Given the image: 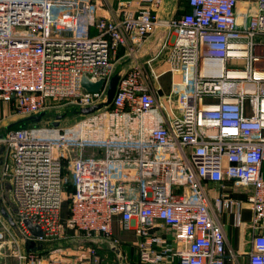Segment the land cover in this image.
I'll return each instance as SVG.
<instances>
[{
    "label": "built area",
    "instance_id": "obj_1",
    "mask_svg": "<svg viewBox=\"0 0 264 264\" xmlns=\"http://www.w3.org/2000/svg\"><path fill=\"white\" fill-rule=\"evenodd\" d=\"M183 2L189 10L171 19L160 52L125 75L109 109L71 126L16 129L0 139L1 184L13 185L14 217L29 239L86 235L120 245L117 221L139 236L144 264H226V232L214 199L236 225L249 205V264H264V0L249 12L239 0ZM134 4L118 0L109 16H99V0H0V123L99 102L117 60L158 30L156 10ZM163 65L167 70L159 71ZM168 72L165 93L158 82ZM84 78L103 84L88 91ZM229 181L245 199L222 191ZM68 184L75 187L71 194ZM210 185L222 193L212 198ZM27 221L45 235H31ZM78 246L99 263L97 247ZM8 257L73 264L63 247L23 252L0 218V259Z\"/></svg>",
    "mask_w": 264,
    "mask_h": 264
},
{
    "label": "water",
    "instance_id": "obj_2",
    "mask_svg": "<svg viewBox=\"0 0 264 264\" xmlns=\"http://www.w3.org/2000/svg\"><path fill=\"white\" fill-rule=\"evenodd\" d=\"M167 1H170V3ZM176 2L177 0H164L162 14H160L158 19V30H156L153 39L134 55L123 58L116 63L112 77L108 83L106 93L99 102L85 107L72 105L69 107L42 110L28 115H14L0 123V139L4 138V135L7 132L16 129L71 126L87 117H91L109 109L114 102L120 83L125 75L135 66L136 63L154 58L160 52L162 46H164L163 44L165 43L169 33V23L175 14ZM167 4L173 8L171 10H167ZM97 14L99 16L101 15L99 11ZM102 84V80L99 82H92L88 78L83 79V85L88 91L96 92ZM4 151L5 146L0 143V166L3 160ZM12 186L13 185L10 181H5L2 186L0 176V218L6 222L12 233H14L13 235L21 245L23 252L44 253L54 248L75 246L85 243L92 244L99 249L110 250L115 253L118 264H126L125 253L122 248L112 239L105 237L80 235L53 242H38L29 239L22 232L18 226L16 217H14V214L17 213V209L13 203L14 201L10 198ZM2 194H4L6 201L3 200ZM26 224L28 230L31 232V235L36 237L45 235L39 226L34 225L29 221H27Z\"/></svg>",
    "mask_w": 264,
    "mask_h": 264
},
{
    "label": "crops",
    "instance_id": "obj_3",
    "mask_svg": "<svg viewBox=\"0 0 264 264\" xmlns=\"http://www.w3.org/2000/svg\"><path fill=\"white\" fill-rule=\"evenodd\" d=\"M134 5L136 7L138 6H145V7H153L156 10V13L158 14V17L160 14H162V8H163V2L162 0L159 7H155L151 5L150 3H147L145 0H133ZM258 0H239L240 9L253 11L255 10L257 6ZM137 2H139L137 4ZM170 3V1H167ZM99 3L102 5V10H99L101 13L100 16H109L113 8L117 6L118 0H99ZM186 3L183 2V0H177L175 3L176 10L174 16L180 15L179 13H183ZM173 7L168 5L166 6L167 10H171ZM156 31L145 41V43L136 51L137 53L140 51L145 45H147L154 37V34ZM123 52V51H122ZM121 52V53H122ZM132 54V55H134ZM131 55L124 56L120 58L118 61H120L123 58H126ZM148 61V60H147ZM146 62V61H144ZM137 64V63H136ZM167 68V65H163L159 68V71L165 70ZM167 70V69H166ZM162 89L165 91V93L170 92L171 90V73L168 72L162 76L160 81L158 82ZM210 192L212 198L216 197V195L222 193L220 186L217 185V189L215 188V185H210ZM226 193L233 195L235 198L238 199H245L246 195L242 193V188L235 187L233 185V182L229 181L226 183V186L223 188ZM213 206L215 208V212L218 214L220 218V222L224 224L225 232H226V239H227V257H226V264H249V253L252 249V240H253V231H252V209L249 207L248 204H245V207L242 212V223L240 225H236L235 217L233 213H230L228 211H219V207L216 205L215 200L213 199ZM68 217V204L67 201L64 202L62 207V219L66 220ZM114 234L116 237L119 238L121 241V244L119 245L123 252L125 253V260L126 264H144L142 262L141 258V250L139 247V236L135 232L134 229H128V230H122L119 223L117 221L113 224ZM75 232L72 229L68 230L69 235H73ZM166 238L171 242L172 235L169 232L165 233ZM78 245L71 246L65 248V251L70 257H68L70 260L73 261V264H93L91 256L88 254L89 252H81L78 248ZM101 252L100 261L101 263L97 264H106V262H109L108 260L105 262L106 259H109L110 262L112 261L111 258H115L113 260L114 263L118 264V260L116 258L115 253L111 252L110 250H103L99 249ZM99 261V262H100ZM174 264H179L178 259H175Z\"/></svg>",
    "mask_w": 264,
    "mask_h": 264
},
{
    "label": "rangeland",
    "instance_id": "obj_4",
    "mask_svg": "<svg viewBox=\"0 0 264 264\" xmlns=\"http://www.w3.org/2000/svg\"><path fill=\"white\" fill-rule=\"evenodd\" d=\"M238 6L240 7V5L238 4ZM1 109L2 110H4V111H6L7 110V106L6 105H2L1 106ZM93 154H92V150L91 149H86L85 151H84V156L85 157H91ZM14 234V233H13ZM5 246L7 247V244H5ZM67 247H71V246H66V247H63V248H67ZM57 248H54V249H52V250H50V251H46L45 253L46 254H49L51 251H55ZM5 252V253H4ZM9 254V253H11L10 251H9V249H7V248H3L2 249V254ZM70 256V255H69ZM101 259H102V257H101ZM107 260H109V259H106L105 260V262L107 261ZM0 261L1 262H4V261H6L8 264H19L18 263V261L14 258V257H8L7 258V260H4V259H0ZM110 261V260H109ZM99 263H101V261L99 262ZM108 262H106V264H107Z\"/></svg>",
    "mask_w": 264,
    "mask_h": 264
},
{
    "label": "trees",
    "instance_id": "obj_5",
    "mask_svg": "<svg viewBox=\"0 0 264 264\" xmlns=\"http://www.w3.org/2000/svg\"><path fill=\"white\" fill-rule=\"evenodd\" d=\"M184 6H185L184 11L189 10V6H188L187 4L184 5ZM184 11H183V12H184ZM179 14H183V13H179ZM67 187H68V188H67L68 192L71 194V193L74 191V188H75V187H73L72 184H68ZM67 204H68V201H67ZM68 209H69V208H68ZM98 253H99L100 257H101V252H100L99 250H98ZM111 260H112L111 262L108 260L109 262H108L107 264H117V263H114V262H113V260H115V258L112 257Z\"/></svg>",
    "mask_w": 264,
    "mask_h": 264
}]
</instances>
